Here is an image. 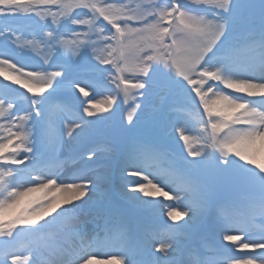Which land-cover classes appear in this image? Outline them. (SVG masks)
<instances>
[{
	"label": "snow or ice",
	"instance_id": "1",
	"mask_svg": "<svg viewBox=\"0 0 264 264\" xmlns=\"http://www.w3.org/2000/svg\"><path fill=\"white\" fill-rule=\"evenodd\" d=\"M0 78V264H264V0H0Z\"/></svg>",
	"mask_w": 264,
	"mask_h": 264
},
{
	"label": "rangeland",
	"instance_id": "2",
	"mask_svg": "<svg viewBox=\"0 0 264 264\" xmlns=\"http://www.w3.org/2000/svg\"><path fill=\"white\" fill-rule=\"evenodd\" d=\"M25 35H26V33H25ZM22 39H23V37H22ZM31 55L34 56L35 54L33 53V54H31ZM37 59H38V58H37ZM35 62H36V61L33 60V59H27V60H25V63H35ZM50 70H57V69H54V68H53V69H50ZM0 79H2V78H0ZM80 79H85V80H87V79H89V76H88V74H86V73H82L81 76H80ZM82 86H83V85H82ZM88 91H89L90 94H92V90H91V89H88ZM81 99H83L82 96H81ZM97 99H100V97H97ZM155 103H156V106L158 107L160 102L157 100ZM126 110H127V109L125 108V111H126ZM118 116H119V113L117 114V117H118ZM109 123H110V122H109ZM107 131H108V124H105L104 127H103L102 130H101V136H100L99 138H100V139H109L110 137L106 135ZM180 144H182V141H181L180 143H177V142L175 141V138L172 139L171 144H170V147H171L172 152H173V157H178V156L180 155V153H181V147H180ZM161 166L166 168V167L168 166V161H167V160L162 161V162H161ZM165 190L167 191L168 189H165ZM160 199L163 200L162 197H161ZM167 204H172L173 206H175V201L164 200V205H167ZM157 217H158L159 222H160L161 224H163L165 220H167L168 223H172V221H170L166 216H160V215H159V210L157 211ZM98 259H99V260H106L107 257H105V256H100V257H98Z\"/></svg>",
	"mask_w": 264,
	"mask_h": 264
},
{
	"label": "bare ground",
	"instance_id": "3",
	"mask_svg": "<svg viewBox=\"0 0 264 264\" xmlns=\"http://www.w3.org/2000/svg\"><path fill=\"white\" fill-rule=\"evenodd\" d=\"M221 87H223V86H221ZM226 91H231V90H226Z\"/></svg>",
	"mask_w": 264,
	"mask_h": 264
}]
</instances>
